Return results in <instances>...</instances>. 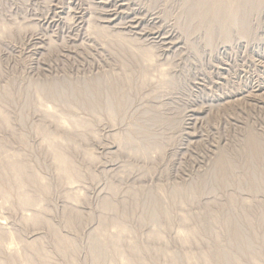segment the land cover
I'll use <instances>...</instances> for the list:
<instances>
[{"label":"rangeland","instance_id":"rangeland-1","mask_svg":"<svg viewBox=\"0 0 264 264\" xmlns=\"http://www.w3.org/2000/svg\"><path fill=\"white\" fill-rule=\"evenodd\" d=\"M188 7L184 0H0V142L49 183L42 215L73 248H59L45 226L24 225L27 211L0 197L1 264L35 239L48 264H119L107 245L100 262L95 257L104 214L131 229L145 264H170V255L178 264L189 256L203 264V255L221 264L217 247L235 258L230 264H264V148L247 161L249 135L264 147V5L245 12L248 35L236 21L227 40L219 26L208 35L186 16ZM95 81L100 97L84 106ZM51 88L56 99L44 94ZM46 107L90 129L67 136ZM48 134L67 140L64 152L80 176L70 187L42 146ZM221 154L233 162L227 170L216 165ZM72 192L77 202L66 198ZM105 201L116 213L103 211ZM152 229L163 242L147 238ZM181 231L194 232L186 245ZM122 245L120 256L130 258Z\"/></svg>","mask_w":264,"mask_h":264},{"label":"bare ground","instance_id":"bare-ground-1","mask_svg":"<svg viewBox=\"0 0 264 264\" xmlns=\"http://www.w3.org/2000/svg\"><path fill=\"white\" fill-rule=\"evenodd\" d=\"M184 2L189 4L188 10L185 12L187 17L191 18V16H193L197 18L196 19L198 20L197 23H199V26L207 29L208 35H210V31L213 27L219 26L220 28H222L224 32L223 33L224 40L228 39L227 38L228 35H226L228 28L231 26V24L235 23L236 21L238 22V25L241 28V34L244 36L248 35L249 21L247 20L248 16L246 17L245 12L246 11L253 12L259 6L264 5V0H184ZM140 55H142V58L144 59L142 62L144 61L148 63L151 62L152 59L150 58L148 53L144 52L141 53ZM142 79L144 80V78ZM91 89L92 91L90 95H88L82 100V104L84 106L87 105L89 107H92L100 97L101 88L99 87L97 81H95L92 84ZM74 92L82 93L81 90H74ZM44 94L51 99H56L58 97V93L53 88L44 91ZM122 103H123L122 99L121 100L119 99L117 101V107H120ZM41 110L44 111L47 118H49L54 122L55 126L58 129L64 131L65 133L68 132L66 134L67 136L77 134L79 132L81 133V131L90 129L89 122L71 120V119H66L63 116L62 117L57 116L55 110L52 108L46 107ZM113 112H111L112 115ZM0 121L2 123H6L5 115L1 111H0ZM40 134L42 135L41 131ZM115 139L119 142V147H126L128 145L126 141H122L120 138H115ZM66 142L67 140L64 139L63 137L60 138L58 136H53L48 134L44 138L42 146L51 156L52 165L54 167L57 178L60 180V182L63 183L64 186L70 187V185L73 182H75L77 179H79L80 176L78 170L71 163V161L68 159L67 155L64 152V147L65 145H67ZM3 147L4 145L2 144V142H0V157L3 155L2 158L0 159V197L4 200L5 202L4 204L10 205L11 202H14L16 203L17 207L20 210L27 211V213L29 212L28 214L27 213L25 215L23 214L22 223L24 225L31 227H41V226L47 227V230L52 234L59 248L64 249L66 253H69L70 251L73 252V248L71 246L69 239L65 236L60 235L49 224L47 219L42 215L46 213V209L42 207V202L50 192L49 183L46 182L44 178L40 177L35 172L30 170L25 158L22 155L16 153L6 154L4 152ZM247 147L250 152L249 155L250 158H248L247 160L248 162L249 161L252 162L253 158L258 156L261 153L262 149L264 148L262 143L259 141V139H257V137L252 135H249L248 137ZM156 149L157 151L160 152L161 150H163L162 147L159 146L156 147ZM142 155H145V153H143ZM85 156L88 160L92 161V156L90 154H86ZM216 165L221 170H227L228 168L232 167L233 162L228 160L225 157V155L221 154L217 159ZM29 188L36 190L37 192H39V194L34 196L33 195L34 193ZM29 190L33 194L30 193ZM66 198L70 201L77 202L80 197L78 193L72 192V193H68ZM102 207H103V211L105 212L116 213L117 211L116 206L108 201L103 202ZM66 213L68 215L67 217H70V214H72V212L69 210H67ZM262 220H263L262 223H264V219ZM182 221L185 222L186 219L182 218ZM223 223L224 226L227 229H229L231 236L234 240H239V239L241 240V234L237 230L235 223L233 221L226 220ZM1 230L2 229H0V249L2 247V238L5 236V233H3V231ZM193 235H194L193 231H187V232L181 231L177 234V239L181 244L186 245L190 242ZM9 236L10 238H12L13 235H9ZM94 236L97 239V242L99 243V249L96 252V256H95L97 262H100L99 259H101L103 254H105L104 252L105 250L103 249L107 245L109 248L112 249V251H114L119 255L118 256L119 264H145L144 262H141V259H139L140 252L138 247H135V245L132 244V242L134 241L132 240L131 229L121 224L118 221V219L112 218L108 220L106 219L105 214L102 215L100 218L99 227L95 230ZM147 238L151 241L163 242V238L161 234L156 229L154 230L152 229L149 235L147 236ZM123 242L126 243L127 245L126 247L128 248L129 251L128 253L130 254L128 255L131 256L132 258L131 257L125 258L124 256H120L119 248L123 246L122 244L125 245V243ZM20 245L22 246V253L20 252L21 254L15 253L9 255V257H7L5 262H3L2 264H32L33 258L38 259L40 263L43 264L50 263L48 261L47 256L39 252L38 250L39 242L37 239L32 240L30 242H23ZM241 250L243 253H250L252 248H250V246L243 245ZM27 252H29L32 256L27 254ZM213 256L216 258V261H218L221 264H230L231 262L235 261V258L228 256L225 250L220 247H217L215 249ZM194 258L189 256L184 259L186 260V264H194ZM201 259H202L201 261H203V264H210L209 255L208 256L203 255L201 256ZM168 262L170 264H178L177 258L171 255L168 257ZM197 262L198 261H196V263Z\"/></svg>","mask_w":264,"mask_h":264}]
</instances>
